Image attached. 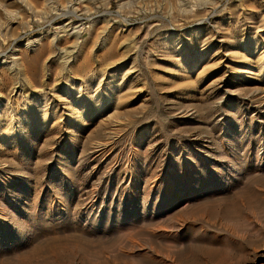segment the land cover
I'll use <instances>...</instances> for the list:
<instances>
[{
  "label": "rangeland",
  "instance_id": "1",
  "mask_svg": "<svg viewBox=\"0 0 264 264\" xmlns=\"http://www.w3.org/2000/svg\"><path fill=\"white\" fill-rule=\"evenodd\" d=\"M68 1L57 14L36 0L31 13L11 5L18 24L8 33L11 19L0 12V211L18 217L9 220L15 230L0 222V264H264V176L252 164L264 149V0ZM70 12L84 27L81 50L66 67L73 41L52 44L50 34ZM14 48L21 49L18 73L1 65ZM97 146L106 150L100 160L92 156ZM229 161L247 176L239 191L252 187L256 195L202 194L199 180L212 183L215 164L229 175ZM111 168L113 184L101 187L100 198L129 224L84 228L72 211ZM163 171L179 198L161 220L141 225L132 209L142 210L146 182ZM161 228L167 237L156 233ZM191 231L228 236L232 244L216 248ZM20 233H28L24 242Z\"/></svg>",
  "mask_w": 264,
  "mask_h": 264
},
{
  "label": "bare ground",
  "instance_id": "2",
  "mask_svg": "<svg viewBox=\"0 0 264 264\" xmlns=\"http://www.w3.org/2000/svg\"><path fill=\"white\" fill-rule=\"evenodd\" d=\"M33 1H35V0H0V12H2L3 14L5 13V15L7 16V17H9L10 19L11 18H15V17H13L12 16V10H11V5H18L19 6V13H21V11H25V12H28L29 11V13H31L35 8L37 9V7L34 5V2ZM36 1H41L42 3L41 4H43V6L44 7H46L48 10H51V12H58L59 11V7H61V6H63L64 5V0H36ZM79 1V0H78ZM83 1H87V0H83ZM103 1V0H102ZM105 1V0H104ZM67 2V1H66ZM68 2H70V0L68 1ZM80 2V1H79ZM107 1H105V3H106ZM109 2V1H108ZM118 2H122V4L124 3L123 2V0H118ZM125 2H126V0H125ZM128 2V1H127ZM126 2V3H127ZM36 3H38V2H36ZM72 3V2H71ZM86 3H88V2H86ZM89 3H90V1H89ZM97 4H99L98 3V1L96 2ZM104 3V4H105ZM39 4V7L41 8L42 7V5L40 4V2L38 3ZM38 4H36V5H38ZM68 4V3H67ZM82 4H83V2H82ZM81 4V5H82ZM107 4V3H106ZM118 4H120V3H118ZM41 5V6H40ZM71 5V4H70ZM90 5V4H89ZM121 5V4H120ZM65 6V5H64ZM91 6H93V5H91ZM127 6V5H126ZM17 7V6H16ZM44 7H42V8H44ZM13 8V7H12ZM39 8V13L40 14H42V13H44V12H42L43 10L42 9H40ZM46 8H44V9H46ZM14 9V8H13ZM35 9V10H36ZM64 10L66 9V7L65 8H63ZM40 10H42V11H40ZM88 11V10H87ZM24 12V13H25ZM37 12V11H36ZM59 12H61V11H59ZM73 12V11H72ZM92 12V11H91ZM14 13H15V11H14ZM17 14V13H16ZM26 14V13H25ZM34 14V13H33ZM38 14V13H37ZM39 14V15H40ZM44 14H48V12H46V13H44ZM57 14V13H56ZM59 14V13H58ZM62 14H64V13H62ZM11 15V16H10ZM18 15V14H17ZM24 15V14H23ZM22 15V16H23ZM32 15V14H31ZM43 15V14H42ZM69 15V17L70 18H68V19H66L65 20V23H62V24H60V25H55L53 28H52V34H50V36L52 37V39H50L52 42H50V43H52V44H56V43H58V42H60L62 39H64L65 38V40H66V38H67V40L68 39H70V40H72L73 41V44H72V48H66L65 49V53H66V56L65 57H68L66 60H65V65H66V67H67V65L70 63V61L72 60V58L74 57V55L76 54V53H78V51H79V45H78V40H79V37H80V35L82 34V30L83 29H80V27H84V26H82L83 24H80V25H78V23H75L76 21H73V19H72V16H76L75 15V13H69V14H67V16ZM18 16H20V15H18ZM17 16V17H18ZM27 16V15H26ZM41 16V15H40ZM62 16V15H61ZM4 17V16H3ZM44 17V16H43ZM31 18V17H30ZM4 19V18H3ZM18 19V18H17ZM20 20H21V17L19 18ZM18 19V20H19ZM7 20H9L8 18H6V22H7ZM23 20V19H22ZM42 20V19H41ZM3 21V20H2ZM31 21V20H30ZM4 22V21H3ZM29 22V21H28ZM5 23V22H4ZM22 23V22H21ZM23 23H24V20H23ZM22 23V24H23ZM97 23H99V20H94V22H93V24H95V25H97ZM101 23V22H100ZM16 24H18V22L16 21V19H11L9 22H8V24L3 28L4 29V31H7V33L8 32H11V31H9L14 25H16ZM27 24H30V22L29 23H27ZM92 24V23H91ZM0 26H2V25H0ZM18 26L19 25H17V28H15V29H18ZM26 26H28V25H26ZM94 27V25L92 26V28ZM14 29V28H13ZM13 31V30H12ZM47 31H49V30H47ZM13 33V32H12ZM49 33V32H48ZM3 34V33H2ZM14 35H15V33H13ZM17 34V33H16ZM17 36V35H16ZM43 35H41L39 38H37V39H35V40H29L28 42H27V44H26V48L27 49H29V48H31V47H33V46H35V45H37V44H40L41 42H42V39H43V37H42ZM48 37H49V34H48ZM45 39V38H44ZM2 40V39H1ZM0 40V41H1ZM4 40V39H3ZM2 40V41H3ZM49 40V39H48ZM7 42V41H6ZM57 45V44H56ZM2 49V48H1ZM21 50V49H20ZM20 50L19 49H17V48H14L12 51H10L8 54H6V53H4L2 56V58H3V60H2V62H1V65L3 66V68L5 67V68H8V71H11V72H19V70H20V68H21V66H22V57H20L21 55H19L18 54V52L20 53ZM81 50V49H80ZM63 53V52H62ZM64 54V53H63ZM73 60H74V58H73ZM14 77V76H13ZM2 82H3V80H2V78L0 77V83L2 84ZM4 85V84H3ZM259 98V97H258ZM257 98V99H258ZM256 103V102H255ZM259 104H261L262 106H264V95L263 96H261V98H259V102H258ZM85 109H86V107H83V109H82V111L81 112H84L85 111ZM6 112V111H5ZM19 119V118H18ZM20 120V119H19ZM29 123V122H28ZM4 125V123H3V121H2V119L0 118V128L1 127H4L3 126ZM7 126H8V124H6ZM9 127V126H8ZM17 127V126H16ZM16 127H10L9 128V133H10V130H13L14 132H16L15 131V129H16ZM7 128V127H6ZM8 129V128H7ZM8 131V130H7ZM20 131V130H19ZM22 132V131H21ZM27 132V131H26ZM13 133V132H12ZM20 133V132H19ZM15 134V133H14ZM22 134H24V132L22 133ZM27 135V134H26ZM27 138V137H26ZM29 138V137H28ZM23 139V138H22ZM115 142V141H114ZM203 148V147H202ZM207 149H211V146L209 147V145L206 147ZM101 149H104L103 148V146H97L95 149H94V151L92 152V156L94 157L93 159L94 160H100V157L102 156V155H104L105 154V151L106 150H101ZM213 150V149H212ZM102 151H103V153H102ZM110 151V150H109ZM211 151V150H210ZM107 152H108V150H107ZM233 152V151H232ZM264 149L262 150V153L260 154V155H258V156H256V159H254V160H252V164H253V167H254V170L257 172H255V174L258 176V175H263L264 176ZM110 153V152H109ZM108 153V154H109ZM220 153H221V151H220ZM107 154V153H106ZM222 154V153H221ZM249 155V154H248ZM107 156V155H106ZM104 157H105V155H104ZM103 157V158H104ZM223 157V156H222ZM250 157V156H249ZM103 158H101V159H103ZM236 158V157H235ZM223 159V158H222ZM227 159V158H226ZM225 159V160H226ZM118 160V159H117ZM235 160V159H234ZM237 160V159H236ZM129 161V160H128ZM192 161V160H191ZM238 161V160H237ZM98 162V161H97ZM226 162V161H225ZM224 162V163H225ZM115 163H116V161H115ZM229 165H230V167H229V169H227L228 171H229V175L228 174H224V176L222 175L224 172H223V170H224V166L223 165H218V164H215L214 166H212L213 167V169H212V173H211V175H210V178L213 180V182L212 183H210V184H204V182L203 181H201V180H199V182L198 183H200V184H203V187H202V190H201V192H202V194H204V195H210L211 196V198H215L216 199V196L215 195H234L235 196V194H240V195H249V196H252V195H254L255 193V190H252V187L251 188H248V189H243V190H245V191H239V186H241L243 183H244V185H245V182H247V176L245 175V172L243 171L242 172V170H240L239 168H241V167H239L238 168V162H234V161H232V162H230L229 161ZM117 164H120V161H117ZM153 164V163H152ZM245 164V163H244ZM122 165H124L123 163H122ZM121 165V166H122ZM127 165H128V163H127ZM245 166H246V164H245ZM244 167V166H243ZM247 167V166H246ZM177 168V167H176ZM125 169V168H124ZM240 171H239V170ZM94 170H95V167H94ZM110 170V169H109ZM114 170L115 169H112L111 168V170L108 172V173H106L104 176L103 175H101L100 177H98L96 180H95V184H94V192H93V195H91L90 196V198L88 199V201H87V203H85V201H82V202H78L79 204L73 209V216H75L76 218H79V220H80V224L82 223L83 225H84V228H98V227H100V226H102L103 224H105V225H114L115 227H118V228H121V227H123V226H125V225H127V224H129V222L127 221V220H124V217L123 216H114V211H113V208H114V204H113V202H111V204L110 205H107V203H105L104 201H105V199L106 198H100L101 196V194H100V189H101V187L104 185V184H106L107 185V187L110 185H112L113 184V181H114V177H115V175L113 174L114 173ZM96 171V170H95ZM116 171V170H115ZM154 171V170H153ZM183 171V168L181 169V172ZM157 172V171H156ZM155 172V173H156ZM220 172H222V174L220 173ZM155 173H153V175H155ZM183 173L184 172H182V174H181V182H182V186L183 187H189L188 185H187V181L185 180V177L183 176ZM249 173H251V172H249ZM131 174V173H130ZM151 174V173H150ZM149 174V175H150ZM5 175V174H4ZM146 175H148V174H146ZM185 175V174H184ZM252 175H253V173H252ZM251 175V176H252ZM132 176V175H131ZM3 177V176H2ZM25 177V176H24ZM27 177V176H26ZM254 177H256L255 175H254ZM260 177V176H259ZM125 179H126V177H125ZM124 179V180H125ZM136 179V178H135ZM171 177H168L167 175H166V172H160V173H158L157 175H155V177L153 178L152 177V180L147 184V182H146V185H145V189H144V195H143V198H142V204H141V206H142V210L140 211H137L136 210V207L134 208V209H132L133 211H132V215H133V219H135V221H137V220H139V221H141V225H147V227L148 226H150V224L152 223L151 221L153 220V219H157L158 218V220H161L162 218H163V216L164 215H167L166 214V212H167V209H168V205L170 204V202H176L177 200H178V198L179 197H177L176 195H175V193H174V191H173V186H172V183H171ZM196 179V178H195ZM254 179V178H253ZM252 179V180H253ZM256 179V178H255ZM254 179V180H255ZM5 181H7V179H4ZM20 180H22V179H20ZM148 180V179H147ZM246 180V181H245ZM253 180V181H254ZM253 181H251V182H253ZM1 182H3V181H1ZM177 182V181H176ZM250 182V183H251ZM191 183V182H190ZM249 183V182H248ZM4 184V183H3ZM253 185H254V182L252 183ZM131 185V184H130ZM129 185V186H130ZM252 185V186H253ZM198 186V185H197ZM196 186V187H197ZM243 186V185H242ZM242 186H241V188H242ZM247 186V185H246ZM250 186V185H249ZM255 187V186H254ZM186 188H185V190H186ZM244 188H245V186H244ZM256 188V187H255ZM93 189V188H92ZM108 189V188H107ZM198 189V188H197ZM161 190V191H160ZM105 191H107V190H105ZM198 191V190H197ZM220 192V193H219ZM258 192V191H257ZM256 192V193H257ZM86 193V192H85ZM157 193H159V194H163V195H157ZM259 193V192H258ZM263 193V192H262ZM184 194V193H183ZM186 194V193H185ZM264 194V193H263ZM256 195V194H255ZM259 195V194H258ZM155 196H157L156 198H155ZM215 196V197H214ZM37 197H39V196H37ZM37 197H34V198H36L37 199ZM114 197H121V195H117V193L115 192V194H114ZM193 197V196H192ZM226 197V196H225ZM260 197H262V196H260ZM88 198V197H87ZM207 198V197H206ZM219 198H220V196H219ZM242 198H244L243 196H242ZM252 198V197H251ZM258 198V197H257ZM19 199V198H18ZM40 199V198H39ZM101 199V200H100ZM154 199H155V201H154ZM246 199H247V197H246ZM100 200V201H99ZM134 200V199H133ZM160 200V201H159ZM205 200V199H204ZM210 200V199H209ZM213 200V199H212ZM220 200V199H219ZM245 200V199H244ZM250 200V199H249ZM21 201V200H20ZM207 201V200H206ZM30 202V201H29ZM202 202H204L203 200H202ZM208 202V201H207ZM222 202V201H221ZM26 203V202H25ZM34 203V202H33ZM63 204V203H62ZM214 204V203H213ZM33 205V204H32ZM179 205V204H178ZM205 205V204H204ZM69 206V205H68ZM208 206V205H207ZM6 207V206H5ZM4 207V208H5ZM15 208H17V206L15 205L14 206ZM35 207V206H34ZM106 207H108V210L106 211ZM227 207V206H226ZM235 207V206H234ZM71 208V207H70ZM133 208V207H132ZM190 208V207H189ZM1 209H3V208H1ZM8 209V208H7ZM97 209H98V211H97ZM191 209V208H190ZM230 209V208H229ZM237 209V208H236ZM25 210V209H24ZM68 210V209H67ZM193 210V209H192ZM235 210V209H234ZM16 211V210H15ZM106 211V212H105ZM233 211V210H232ZM236 212H238V210H235ZM245 211V210H244ZM31 212V211H30ZM226 212V211H225ZM240 212V211H239ZM34 213V212H33ZM106 213V214H105ZM178 213V212H177ZM228 213V212H227ZM232 213H234V212H232ZM232 213H231V215H232ZM247 213V212H246ZM35 214V213H34ZM52 214V213H51ZM235 214V213H234ZM238 214V213H237ZM49 215H50V213H49ZM68 215V214H67ZM226 215V214H225ZM249 215V214H248ZM248 215H247V217H248ZM47 216V215H46ZM176 216H177V214H176ZM35 217V216H34ZM33 217V218H34ZM38 217V216H37ZM169 217V216H168ZM173 217H175V216H173ZM236 217V216H235ZM244 217H245V214H244ZM18 219V217H17V213H15V215H14V211H6V210H1L0 211V222H1V226H2V229L4 228L5 229V227L9 224V227L12 229V228H14V230H15V227L14 226H16L15 225V222L14 223H10L9 222V220H11V219ZM29 218V217H28ZM238 218H239V216H238ZM242 218V217H241ZM36 219V218H35ZM38 219V218H37ZM236 219V218H235ZM75 220V219H74ZM167 220H169V219H167ZM178 220V219H177ZM237 220V219H236ZM238 220H244L243 218L242 219H238ZM248 220V219H247ZM19 221V220H18ZM182 221V220H181ZM180 221V222H181ZM225 221V220H224ZM228 221V220H227ZM21 222V221H20ZM71 222V221H70ZM69 222V223H70ZM76 222H78V221H76ZM130 222H132V225H134L133 223H136V222H133V221H131V219H130ZM162 222H165V221H162ZM161 222V223H162ZM169 222V221H168ZM175 222H177V221H175ZM232 222H234V221H232ZM238 222V221H237ZM244 222V221H243ZM19 223V222H18ZM27 223V222H26ZM36 223V222H35ZM161 223L159 222V224L161 225ZM178 223V222H177ZM240 222H238V224H239ZM245 223V222H244ZM16 224H17V222H16ZM21 223H19V225H20ZM22 224H24V222L22 223ZM49 224V223H48ZM78 224V223H77ZM153 224V223H152ZM166 224H168L167 222H166ZM175 224V223H174ZM174 224H173V226H172V223H171V228L173 227L174 228ZM182 224V223H181ZM38 225V224H37ZM46 225V224H45ZM132 225H130V226H132ZM155 225V224H154ZM169 225V224H168ZM135 226V225H134ZM159 226V225H158ZM233 226H234V224H233ZM33 227V226H32ZM40 227V226H39ZM38 227V228H39ZM104 227V226H103ZM151 227V226H150ZM164 227V226H163ZM167 227H169L168 229H170L171 230V228H170V226H167ZM181 227V226H180ZM21 228V227H20ZM27 228H28V226H27ZM31 228V227H30ZM41 228V227H40ZM45 228V227H44ZM127 228V227H126ZM125 228V229H126ZM133 227H131V228H129L131 231H133V232H135L136 230L134 229H132ZM182 228V227H181ZM180 228V229H181ZM199 228V227H198ZM50 229H52V228H50ZM78 229V228H77ZM76 229V230H77ZM128 229V230H129ZM147 229V228H146ZM151 229V228H150ZM150 229H148V230H150ZM153 229V228H152ZM151 229V230H152ZM161 229H163V228H161ZM165 230H168V229H166V228H164ZM163 229V231H159V229H156V230H158L157 232H156V230L154 229V231L156 232V233H161V237H167V235H165L167 232H165V230ZM183 229V228H182ZM239 229V228H238ZM27 230V229H26ZM36 230V229H35ZM38 230V229H37ZM47 230V229H46ZM45 230V231H46ZM81 230V229H80ZM83 230V229H82ZM81 230V231H82ZM89 230V229H88ZM103 230V229H102ZM120 230V229H119ZM139 230H141V229H137V231L139 232ZM144 230H145V227H144ZM179 230V229H178ZM31 231V230H30ZM33 231V230H32ZM75 231V230H74ZM108 231V230H107ZM153 231V232H154ZM209 231V230H208ZM240 231V230H239ZM245 231V230H244ZM39 232V231H38ZM37 232V233H38ZM43 232V231H42ZM85 232V231H84ZM122 232H124V231H122ZM132 232V233H133ZM141 232V231H140ZM143 232V231H142ZM147 231L145 230V233H146ZM150 231H148V233H149ZM235 232H236V230H235ZM28 233L31 235V232H29L28 231ZM28 233L26 234V233H20V235L17 237L18 239H17V241L18 242H24L26 239H27V236H28ZM41 233V232H40ZM49 233V232H48ZM83 233V232H82ZM137 233V232H136ZM85 234H88V233H85ZM84 234V235H85ZM90 234V233H89ZM93 234V233H92ZM91 234V235H92ZM124 234V233H123ZM130 234H131V232H130ZM168 234V233H167ZM189 234L191 235V234H196L195 236H193L192 238H194L195 240H201V241H204V243H206V244H209L210 246H215L216 248L217 247H223L224 245L226 246L227 244H232V239H230L228 236H226V237H224L223 236V238H217V237H215V235H213V234H210V233H207V234H205V232L203 233V232H201V231H191V232H189ZM215 234V233H214ZM216 234H217V232H216ZM219 234V233H218ZM1 235V234H0ZM43 235V234H42ZM47 236H48V234H46ZM126 235H128V234H126ZM134 235V234H133ZM150 235L151 234H149V236H148V238L150 237ZM159 235V234H158ZM177 235H178V233H177ZM231 235V234H230ZM38 236V235H37ZM36 236V237H37ZM86 236H88V235H86ZM136 236V235H135ZM137 236H139V233H138V235ZM142 236V235H141ZM186 236V235H185ZM93 237V236H92ZM123 237V236H122ZM127 237V236H126ZM130 237H131V235H130ZM175 237V236H174ZM33 238V237H32ZM31 238V239H32ZM38 238V237H37ZM43 238H44V236H43ZM53 238V237H52ZM60 238V237H59ZM86 238V237H85ZM135 238V237H134ZM54 239V241H56L55 240V238H53ZM53 239H52V241H53ZM56 239H57V237H56ZM124 239H125V237H124ZM128 239V238H127ZM130 239V238H129ZM152 239H154V238H152ZM152 239H150V240H152ZM162 239V238H161ZM5 240V239H4ZM38 240H40V239H37V241ZM51 240V239H50ZM130 240H132V239H130ZM43 241V240H42ZM45 241V240H44ZM52 241H50V242H52ZM53 241V242H54ZM133 241V240H132ZM153 241V240H152ZM161 241V240H160ZM165 241V240H164ZM191 241V240H190ZM8 242V241H7ZM10 242V241H9ZM13 242V241H12ZM182 242V241H181ZM192 242V241H191ZM196 242V241H195ZM56 243V242H55ZM66 243V242H65ZM68 243H69V241H68ZM71 243V242H70ZM69 243V244H70ZM129 243H131V241H129ZM134 243V242H133ZM131 243V245L130 246H133L134 247V244H136L137 243V241H136V243ZM170 243H172V242H170ZM175 243V242H174ZM198 243V242H197ZM196 243V244H197ZM202 243V242H201ZM9 244V243H8ZM19 244V243H18ZM42 244H44V243H42ZM193 244V243H192ZM67 245V244H66ZM71 245H73V244H71ZM167 245V244H166ZM172 245V244H171ZM194 245V244H193ZM7 246V245H6ZM14 246V245H13ZM77 246H79L78 244H77ZM129 246V247H130ZM141 246V245H140ZM186 246V245H185ZM192 246V245H191ZM27 247V246H26ZM57 247V246H56ZM69 247H70V245H69ZM113 247V246H112ZM116 246H114L113 248H115ZM117 247H118V245H117ZM123 247H125V245L123 246ZM127 247V246H126ZM133 247H131V250L132 249H135V248H133ZM21 248V247H20ZM39 248H40V245H39ZM42 248V247H41ZM45 248H47V246L45 247ZM59 248V247H58ZM71 248V247H70ZM142 248V247H141ZM187 248V247H186ZM209 248V247H208ZM230 248V247H229ZM27 249V248H26ZM78 249V248H77ZM100 249H101V247H100ZM117 249V248H116ZM125 249H127V248H125ZM211 250H212V247L210 248ZM220 249V248H219ZM19 250V249H18ZM22 250V249H21ZM64 250H65V248H64ZM107 250V249H106ZM122 250H124V248L122 249ZM121 250V251H122ZM130 250V251H131ZM135 250H137V249H135ZM214 250V249H213ZM217 250V249H216ZM24 251V250H23ZM50 251V250H49ZM68 251V250H67ZM67 251H64L65 253L67 252ZM70 251V250H69ZM69 251H68V253H69ZM74 251H75V248H74ZM80 251V250H79ZM82 251V250H81ZM101 251V250H100ZM118 251V250H117ZM120 251V250H119ZM125 251H127V250H124V252ZM143 251V250H142ZM215 251V250H214ZM8 252V251H7ZM17 252V251H16ZM55 252V251H54ZM98 252V251H97ZM112 252H113V250H112ZM129 252V251H128ZM127 252V253H128ZM135 252V251H134ZM141 252V251H140ZM34 253H35V251H34ZM33 253V254H34ZM40 253V252H39ZM41 253H42V250H41ZM51 253V252H50ZM61 252H59V254H60ZM87 253V252H86ZM122 253H123V251H122ZM131 253V252H130ZM136 253V252H135ZM147 253H149V252H147ZM38 254V253H37ZM64 254V253H63ZM88 254V253H87ZM100 254V253H99ZM119 254V253H118ZM124 254H126V253H124ZM134 254V253H133ZM145 254V253H144ZM20 255V254H19ZM43 255L45 256V253H43ZM92 255V254H91ZM101 255V254H100ZM105 255V254H104ZM110 255V254H109ZM127 255V254H126ZM31 256V255H30ZM102 256V255H101ZM108 256V255H107ZM115 256V255H114ZM148 256V255H147ZM147 256H145V257H147ZM5 257V256H4ZM37 257V256H36ZM39 257V256H38ZM50 257V256H49ZM95 257H96V255H95ZM99 257V256H98ZM119 257V256H118ZM118 257H116V258H118ZM137 257H139V256H137ZM143 257V256H142ZM153 256H151V258H152ZM8 258V257H7ZM16 258V257H15ZM30 258H32V256L30 257ZM45 258H48V256L46 257L45 256ZM51 258V257H50ZM97 258V257H96ZM101 258H105V256H103V257H101ZM121 258H122V256H121ZM131 258V257H130ZM9 259V258H8ZM18 259V258H17ZM24 259V258H23ZM33 259V258H32ZM42 259V258H41ZM133 259V258H132ZM135 259V258H134ZM26 260V259H25ZM28 260V259H27ZM31 260V259H30ZM38 260V259H37ZM40 260V259H39ZM38 260V261H39ZM44 260V259H43ZM42 260V261H43ZM47 260V259H46ZM95 260V259H94ZM97 260V259H96ZM95 260V261H96ZM101 260V259H100ZM32 261V260H31ZM37 261V262H38ZM45 261V260H44ZM99 261V260H98ZM14 261H12V263H13ZM36 262V263H37ZM40 262V261H39ZM97 262V261H96ZM6 263V262H5ZM11 263V262H10ZM19 263V262H18ZM33 263H34V261H33ZM43 262H41V264H42ZM45 263H46V261H45ZM22 264V263H21ZM35 264V263H34Z\"/></svg>",
  "mask_w": 264,
  "mask_h": 264
}]
</instances>
